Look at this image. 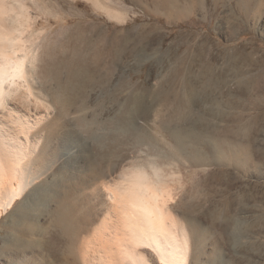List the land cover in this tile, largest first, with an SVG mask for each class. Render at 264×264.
<instances>
[{
  "label": "bare ground",
  "instance_id": "bare-ground-1",
  "mask_svg": "<svg viewBox=\"0 0 264 264\" xmlns=\"http://www.w3.org/2000/svg\"><path fill=\"white\" fill-rule=\"evenodd\" d=\"M91 1L109 18L123 20L116 0ZM152 1L167 23L202 11L205 5L204 0ZM235 5L239 22L228 20L225 29H230V37L237 30L264 35V0H235ZM34 19L29 0H0V213L21 199V215L26 218L29 212L30 218L46 204L71 242L79 240L85 264H149L146 248L157 254L160 264H186L190 234L171 212L170 179L164 178L158 160L163 156L168 165L182 160L198 165L225 162L226 153L235 154L236 143L228 137L232 129H223L221 134L209 126V120L239 122L248 116L256 120V114L251 118L244 109L246 103L256 106L264 100V46H254L258 45L256 36L223 45L204 33L181 31L166 48L174 53V60L168 65L169 73L156 81L157 89L133 91L119 102L116 116L104 118L124 136L112 135L110 149L106 152L99 147L98 153L103 154L91 162L87 156L82 159L81 153L87 146L84 132L96 138L91 129L95 123L83 115L81 98L98 77L107 81L133 39L131 35L140 44L143 33L158 27L132 26L122 34L115 28L103 30L94 46L90 37L79 34L72 40L73 58L63 53L45 69V88L48 82L59 83L60 72L65 71V93L55 105L45 97V88L39 87L35 76V42L29 39ZM85 28L96 29L91 23ZM89 46L94 52L84 61L83 50ZM148 92L151 105L145 101ZM194 105L199 106L196 112ZM230 106L241 110H225ZM70 112H78L74 125L62 117ZM138 118L146 125L138 126ZM131 139L138 153L146 146L147 164L135 159L118 170L119 162L127 157L119 151Z\"/></svg>",
  "mask_w": 264,
  "mask_h": 264
},
{
  "label": "rangeland",
  "instance_id": "rangeland-1",
  "mask_svg": "<svg viewBox=\"0 0 264 264\" xmlns=\"http://www.w3.org/2000/svg\"><path fill=\"white\" fill-rule=\"evenodd\" d=\"M116 1V10L121 12L123 20L109 18L91 0H29L31 14L35 17L32 24L34 30H31L33 37L29 35V39L35 42L32 61L42 90L45 88V69L61 55L73 58L75 46L72 40L79 34L90 37L94 46L99 43L103 30L115 28L122 34L132 26L158 27L155 32L143 33L144 39L140 44H136L131 35L133 39L119 63L114 65L107 81L103 83L104 80L98 77L96 84L88 87L86 95L81 98L86 111L83 115L95 123L91 129H95L96 138L83 131L87 146H84L85 152L84 155L81 153V158L87 156L91 162H97L103 154L98 153L99 147L106 152L110 149L112 135L124 136L120 129L112 126L110 121L105 122L104 118L116 116L119 102L128 99L133 91L145 93L157 89L156 81L161 75L169 73L168 65L174 60V53L166 48L181 31H198L223 45L240 44L256 36L254 41L258 45L254 46H264V35L251 30H237L230 37V29H225L229 25L228 20L239 22L235 0L229 3L204 0L203 12L194 10L186 18L172 23L166 22L162 11L152 0ZM90 23L96 27L95 30L85 28ZM93 52L91 46L85 47L83 60L87 61ZM63 73L65 71L61 70L59 83L48 82L47 88L43 90L45 97L55 105L65 93ZM146 94V103L153 104L152 94ZM198 107L194 105L192 110L196 112ZM153 108H157V105ZM240 108L230 106L225 110L234 113ZM244 111L250 113L251 118L256 114V120L248 119L249 116L239 122L231 119L209 120V126L218 128L221 134L223 129H232L231 135L226 133L235 141L236 152L230 156L226 153L225 162L212 160L196 165L182 160L168 165L165 157H158V162L165 170L164 178L167 181L170 179L168 182L173 197L168 204L171 212L186 225L190 234L186 264H264V100L256 106L246 103ZM154 113L152 111L151 119ZM77 114L70 112L62 117L74 125ZM135 123L138 126L146 125L142 118L136 119ZM248 126L250 130H247ZM151 129L159 133L155 128ZM134 142L128 140L119 151H125L127 157L119 162L118 170L122 164L135 159L147 164L146 146L142 147L145 153H138ZM21 201L18 199L0 213V264H85L80 258L82 250L79 240L71 242L61 227L55 224V215L48 212L46 204L41 209L46 208L44 211L33 213L30 218L28 212L24 218L20 212L22 208H19ZM146 250L149 264H160L157 254L150 248Z\"/></svg>",
  "mask_w": 264,
  "mask_h": 264
}]
</instances>
